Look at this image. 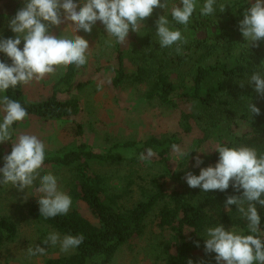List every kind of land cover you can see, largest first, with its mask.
I'll list each match as a JSON object with an SVG mask.
<instances>
[{
    "label": "trees",
    "instance_id": "trees-1",
    "mask_svg": "<svg viewBox=\"0 0 264 264\" xmlns=\"http://www.w3.org/2000/svg\"><path fill=\"white\" fill-rule=\"evenodd\" d=\"M170 2L182 6L179 0ZM204 2L197 0V9L187 26L172 20L171 8L164 12L170 26L180 30L186 40L180 44L179 53L176 44L169 48L159 46L156 20L151 18L139 28V38L127 50L136 66L133 73L125 69V51L114 37L117 68L112 78L113 86L145 85L143 98L146 101L179 111L181 131L150 136L141 142L117 143L105 151L81 142L61 154L45 156L41 167L52 166L72 172L71 179L65 184L72 204L66 215L45 218L40 216L39 197L30 196L25 206L27 215L61 235L82 234L84 241L72 253L47 258L44 264H111L121 246L145 234L151 215L159 230L155 248L159 250L157 257L162 264H188L189 260L192 264H210L193 256L195 251L204 249L208 227L222 224L225 229L236 228L249 234L247 221L241 217L237 206H224L229 195H242V189L237 192L230 183L224 192H204L201 188H190L183 178L188 171L199 175L201 167L215 166L219 159L217 151L213 149L196 168L178 172L168 164L167 155L172 145H177L181 135L190 134L195 127L202 134L196 140L195 149L211 141L215 147L246 145L256 149L258 154H264V98L251 85L245 83L240 87L239 84L254 71L264 73V40L258 47L248 46L239 31V21L243 19L244 9L249 7L243 0H217L216 12L207 17L201 16L199 11ZM221 3L226 5L223 12L219 10ZM0 60L11 64L7 56ZM74 77L75 65H68L52 94L42 101L27 100L24 84L9 88L3 95L19 101L27 116L46 120L74 117L80 111L78 101L57 96L58 92L67 90ZM249 100L260 108V115L251 116L248 112ZM181 104L185 107L178 109ZM15 126L16 122L12 127ZM124 148H132L129 157L119 153ZM148 150L157 156L163 172L143 182L144 177L134 168L147 163L144 154ZM190 156H185L184 160ZM123 163L132 169L128 175L119 174L116 182L113 174L95 169L97 165L119 166ZM3 165L4 160L1 167ZM166 176L180 180L183 188L167 191L162 182ZM80 201L86 204L96 223L76 208ZM256 207L261 216L259 227L264 231V206L257 204ZM17 233L16 222L10 216L0 214V250L13 242ZM166 233L168 238H165Z\"/></svg>",
    "mask_w": 264,
    "mask_h": 264
},
{
    "label": "clouds",
    "instance_id": "clouds-1",
    "mask_svg": "<svg viewBox=\"0 0 264 264\" xmlns=\"http://www.w3.org/2000/svg\"><path fill=\"white\" fill-rule=\"evenodd\" d=\"M171 7V17L177 24L187 26L197 9V0H179ZM217 0H205L200 6V15L207 17L216 12ZM249 7L244 9L243 19L239 21V31L248 46L258 47L264 40V0H249ZM226 5H219L220 12ZM154 8L168 9L164 0H24V5L17 10L9 21V28L15 38H0V52L6 54L11 64L0 60V93L32 80L43 79L54 74L59 66L71 64L83 66L87 62L88 41L78 35L83 30L91 33L93 26L100 21L108 35L120 43L127 40L129 31L138 33L140 24L153 13ZM65 21L71 22V35H54L50 29L59 27ZM156 35L161 48L186 43L182 33L170 26L166 14L156 20ZM23 41V48L18 47ZM251 85L255 92L264 98V73L254 71L245 80L239 82ZM251 114L260 115L261 110L251 100L247 103ZM0 143L12 142L10 154L3 157L4 165L0 167V184H11L18 191H23L39 179L37 191L40 216L45 218L66 215L72 199L58 189L57 178L52 172L40 175L45 159V146L35 135L21 134L12 141V125L27 117L26 109L19 101L0 96ZM172 149L179 157L188 155L177 145ZM219 153L215 166L201 167L199 175L191 171L183 177L190 188H201L204 192L226 191L231 186L242 195H229L225 208L236 205L241 217L247 221L249 234L235 230H226L222 224L206 229L204 243L205 253H215L217 264H264V231L261 230V216L256 205L264 206V154L257 150L240 145L229 147L217 145ZM151 156V150H148ZM203 163L201 157H195V165ZM84 241L81 235H63L51 232L43 240L45 245L59 244L63 252L79 247ZM197 247L199 244L197 242ZM30 255L43 254L46 249L40 245L28 249ZM188 264H192L189 260Z\"/></svg>",
    "mask_w": 264,
    "mask_h": 264
},
{
    "label": "rangeland",
    "instance_id": "rangeland-1",
    "mask_svg": "<svg viewBox=\"0 0 264 264\" xmlns=\"http://www.w3.org/2000/svg\"><path fill=\"white\" fill-rule=\"evenodd\" d=\"M249 5V0H243ZM163 3L164 0H161ZM168 8H171L170 0H167ZM24 0H0V38H15V33L11 31L8 24L18 9L23 7ZM171 5V6H170ZM250 6V5H249ZM165 9L154 8L150 17L146 18L140 28L148 23V20H157L160 15H164ZM70 21H65L59 27L53 26L50 31L54 35H71L72 27ZM84 37L89 44L86 52L87 62L83 66L75 65V77L71 81L67 90L57 93L59 99L74 98L78 101L80 111L70 118L46 120L40 117L27 116L22 121L16 122V126L11 129L12 141L21 134L35 135L45 146V156L61 154L74 148L83 142L90 147L105 151L117 143L141 142L150 136H160L165 133L179 132V111L158 104L148 102L143 98L145 85L122 86L115 88L112 84L114 71L117 68V57L115 52L114 37L107 34L104 25L97 21L91 33L83 30L77 32ZM138 33L129 31L127 40L121 44V49L125 51V69L133 73L136 66L133 59L127 55V50L137 41ZM22 49L23 41L18 46ZM6 54L0 52V58ZM66 71V67L59 66L54 74H48L43 79L32 80L24 84L23 91L25 98L29 101H42L48 98L54 85ZM3 92L0 93V96ZM185 106L181 104L178 109ZM2 119V113H0ZM78 126L80 128H78ZM200 130L195 127L190 134L181 135V141L177 146L185 153L191 154L185 161L187 155L179 157L171 149L167 155L168 164L172 170L196 168L195 157L202 160L215 148L214 142H206L200 148H196V140L201 138ZM12 148L11 141L0 143V167L3 157L10 154ZM122 155L130 156L132 148H124L119 151ZM147 163L142 167L137 166L140 176L144 180L157 174H161V164L157 161V156L148 152L144 154ZM102 173L113 174L116 182L119 174H129L131 167L127 163L116 165H105L95 167ZM52 172L58 183V189L66 193L65 184L71 179L72 172L64 168L43 166L39 169L40 175ZM167 191L181 190L183 183L173 177L166 176L162 179ZM39 179H36L31 186L23 191H18L11 184L0 185V214L10 216L18 226L17 237L13 242L5 244L0 250V264H44L50 257L68 255L74 251L63 252L59 246L49 243L45 245L43 240L51 232H56L30 219L26 212V202L30 196L40 197L37 191ZM136 192V191H135ZM76 208L80 213L93 223L96 218L91 214L86 204L77 202ZM236 228H227L226 230ZM158 228L155 225L154 216L148 219L145 234L142 237L134 238L121 246L111 264H162L157 257L158 248H155V238L158 237ZM61 235V234H60ZM168 238V234H164ZM63 236V235H61ZM162 238V235H161ZM40 245L46 251L43 254L30 255L28 249ZM193 256L198 260H205L210 264H217L215 253H205L204 249L194 252Z\"/></svg>",
    "mask_w": 264,
    "mask_h": 264
}]
</instances>
